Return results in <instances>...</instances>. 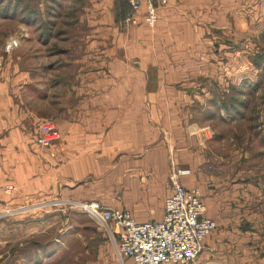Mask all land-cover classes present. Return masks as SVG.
Instances as JSON below:
<instances>
[{"label": "rangeland", "instance_id": "rangeland-1", "mask_svg": "<svg viewBox=\"0 0 264 264\" xmlns=\"http://www.w3.org/2000/svg\"><path fill=\"white\" fill-rule=\"evenodd\" d=\"M199 1L182 22L189 14L194 30L209 28L203 37L210 40L209 57L223 59L212 74L225 77L223 89L213 83L193 114L195 124L207 127V172L217 176L204 186L234 193L213 241L219 253L263 264L264 33L234 34L243 28L238 19H206ZM125 10L124 0H0V127L21 123L33 138L41 122L56 120L51 112L88 100L85 75L125 24ZM10 39L19 47L7 53ZM200 43L192 47L194 58L204 55L194 49ZM38 148L55 158L52 147ZM0 178L15 187L13 195L0 196V264H123L108 231L86 212L56 196L30 200ZM115 198L120 202L121 194Z\"/></svg>", "mask_w": 264, "mask_h": 264}, {"label": "crops", "instance_id": "crops-1", "mask_svg": "<svg viewBox=\"0 0 264 264\" xmlns=\"http://www.w3.org/2000/svg\"><path fill=\"white\" fill-rule=\"evenodd\" d=\"M193 1L170 0L154 28L124 19L125 26L114 29L85 75L88 100L51 112L61 135L52 145L55 158L39 150L24 124L0 127V176L30 200L94 201L146 223L163 218L171 168H187L192 175L183 184L203 191L208 217L223 223L234 193L230 187L205 188L217 176L207 172V127L193 120L201 100L211 96L210 86L224 87L225 77L212 74L223 59L209 57L210 40L203 39L208 27L194 30L189 14L182 22ZM199 6L206 19H238L243 28H233L234 34L264 33V0H200ZM196 40L201 43L194 49H204L199 58L192 52ZM217 231L206 239L198 264H246L243 256L218 252Z\"/></svg>", "mask_w": 264, "mask_h": 264}, {"label": "built area", "instance_id": "built-area-1", "mask_svg": "<svg viewBox=\"0 0 264 264\" xmlns=\"http://www.w3.org/2000/svg\"><path fill=\"white\" fill-rule=\"evenodd\" d=\"M130 7L126 23H144L154 28L158 12L169 5L170 0H126ZM19 47L10 39L7 53ZM60 139L55 120L46 119L36 131L35 144L45 150ZM192 175L187 168L172 167L169 180L172 194L165 200L163 218L159 221L138 223L130 211L109 208L99 202H65L66 205L86 212L104 227L114 243L118 258L123 264H198L205 241L218 230L216 221L208 217L202 192L189 188L183 179ZM14 185L0 178V196H10Z\"/></svg>", "mask_w": 264, "mask_h": 264}, {"label": "trees", "instance_id": "trees-1", "mask_svg": "<svg viewBox=\"0 0 264 264\" xmlns=\"http://www.w3.org/2000/svg\"><path fill=\"white\" fill-rule=\"evenodd\" d=\"M124 1H125V5H126V10H125V16H124V19L126 20L127 15H128V13L130 12V7H129V5L127 4L126 0H124Z\"/></svg>", "mask_w": 264, "mask_h": 264}]
</instances>
